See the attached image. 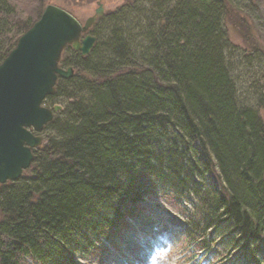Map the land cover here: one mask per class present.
<instances>
[{
	"label": "trees",
	"instance_id": "1",
	"mask_svg": "<svg viewBox=\"0 0 264 264\" xmlns=\"http://www.w3.org/2000/svg\"><path fill=\"white\" fill-rule=\"evenodd\" d=\"M234 1L246 0H133L97 19L90 55L64 50L74 77L44 102L62 111L23 177L0 185V264L86 262L167 185L197 200L179 213L191 248L264 264V90L241 102ZM46 2L0 0V65ZM252 52L241 61L264 66ZM210 174L220 189L205 185Z\"/></svg>",
	"mask_w": 264,
	"mask_h": 264
},
{
	"label": "water",
	"instance_id": "2",
	"mask_svg": "<svg viewBox=\"0 0 264 264\" xmlns=\"http://www.w3.org/2000/svg\"><path fill=\"white\" fill-rule=\"evenodd\" d=\"M98 6L95 16L81 24L67 11L47 5L0 65V185L18 182L42 147L40 135L61 110L44 102L59 78L74 77L72 68L59 67L62 54L69 46L83 57L91 54L96 38L87 34L104 14Z\"/></svg>",
	"mask_w": 264,
	"mask_h": 264
},
{
	"label": "rangeland",
	"instance_id": "3",
	"mask_svg": "<svg viewBox=\"0 0 264 264\" xmlns=\"http://www.w3.org/2000/svg\"><path fill=\"white\" fill-rule=\"evenodd\" d=\"M131 1L133 0H47L46 3L67 11L84 24L89 18L95 16L100 3L104 8V14H107ZM253 1H255L253 5H250L247 0L240 3L234 1L238 8L230 7L227 22L229 38L235 47L240 49L232 62L234 75L241 102L248 105L255 101L254 97L259 92V88L264 90V66L260 67L254 63L253 67L249 68L244 61H241L242 51L248 55L255 49L264 52V0ZM35 3L24 1L23 9L30 13L35 9ZM61 111L62 107L59 112ZM260 115L264 119V111H260ZM41 136L44 137L42 134ZM204 183L209 188L220 189L211 174L206 176ZM153 191L147 200L130 208L133 214L132 219H127L123 228L112 236L109 242L100 240L101 244L94 256L80 263L118 264L119 260L123 259V255H126L122 251V244L130 237H135L136 241L148 245L147 263L144 264H149V257L155 264L158 256L154 253L161 254L165 250L168 255L162 260V264H229L226 260L220 262L221 258L216 260L214 256H208L198 247L191 248L184 236L186 221L179 213L191 212L196 207L197 200L194 197L178 196L170 185L157 190L153 188ZM144 224H147L146 227ZM161 230L162 232L159 233Z\"/></svg>",
	"mask_w": 264,
	"mask_h": 264
},
{
	"label": "bare ground",
	"instance_id": "4",
	"mask_svg": "<svg viewBox=\"0 0 264 264\" xmlns=\"http://www.w3.org/2000/svg\"><path fill=\"white\" fill-rule=\"evenodd\" d=\"M146 225L147 224H144L145 227H146ZM161 232H162V230L159 233H161ZM136 234H138V233L136 232ZM121 248H122L123 253H125L126 255H123V259H120L118 264H144V263H147L146 250L148 249V245L143 244L142 242L136 241L135 237H130L129 240H126L122 244ZM124 260H126V261H124Z\"/></svg>",
	"mask_w": 264,
	"mask_h": 264
},
{
	"label": "clouds",
	"instance_id": "5",
	"mask_svg": "<svg viewBox=\"0 0 264 264\" xmlns=\"http://www.w3.org/2000/svg\"><path fill=\"white\" fill-rule=\"evenodd\" d=\"M154 255H157L158 258L157 260L155 261V264H162V260L165 259L168 255L167 251L165 250L163 253L161 254H156L154 253ZM149 264H153V261H152V258L149 257Z\"/></svg>",
	"mask_w": 264,
	"mask_h": 264
},
{
	"label": "flooded vegetation",
	"instance_id": "6",
	"mask_svg": "<svg viewBox=\"0 0 264 264\" xmlns=\"http://www.w3.org/2000/svg\"><path fill=\"white\" fill-rule=\"evenodd\" d=\"M99 18H100V17H99ZM87 35H90V32H89ZM87 35H84V36L82 37V39H83L85 36H87Z\"/></svg>",
	"mask_w": 264,
	"mask_h": 264
}]
</instances>
